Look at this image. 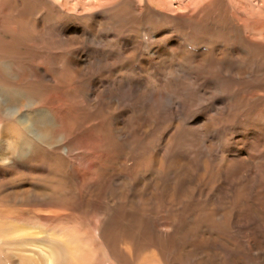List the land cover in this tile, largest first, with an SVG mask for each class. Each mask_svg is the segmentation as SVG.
<instances>
[{
    "label": "rangeland",
    "instance_id": "rangeland-1",
    "mask_svg": "<svg viewBox=\"0 0 264 264\" xmlns=\"http://www.w3.org/2000/svg\"><path fill=\"white\" fill-rule=\"evenodd\" d=\"M79 1L74 0L71 3V12H69L70 14L68 13L71 16V22L63 19L64 17L61 15V21L58 23V28L60 29L59 37L61 39L60 46H63L62 48L67 45L65 42L67 36L75 37L78 42L72 54L62 52L63 49H60V65L70 68L71 72L74 71L72 68H75L71 64L73 60L85 61L86 59L94 58L95 63H93L92 68L100 72L95 71L93 78L90 79V75H88L79 83L76 81L77 85L75 84L74 92L76 94L94 95L89 102V111L86 112L76 105L73 108L74 110H72L70 119L64 121V125H62L63 121L61 124L60 132H65L64 137L75 141L72 142L75 145V151L73 148V152L70 153L71 149L68 145V149L66 147L61 149L59 152L60 156L54 155L58 158V163L61 161L65 162L61 171L57 169L53 171L57 175L50 174V168L48 167V160H50L51 155L49 151L52 152V149L41 144L37 153L34 151L28 154V161H24L27 165L23 164L21 166L22 169L16 172L14 170L5 172L4 169H0V183L4 179L10 181L26 178L29 180L37 176L38 178L47 176L55 178V186L61 196H58V200L54 204L48 206V203L44 202L33 206H28V204L16 207L34 209L35 211L43 210L48 212V214L56 212L59 217L53 224L47 223L48 228L37 226V224L34 225L31 222L28 223L26 220L22 221L21 225L7 220H0L8 228L5 233L0 234V264H26V261L31 258L35 261L34 264H40L41 260L43 264H47V258L51 251L49 247H52L50 241H44L47 238L49 240L58 239L59 245L65 244V241L71 242V245L79 252L80 256V261L73 264H118L104 255L105 247L102 244L103 241L94 232L96 230L102 232L107 229L109 215L115 214L112 207H110L109 192L124 188L127 201L135 208L139 206L141 201H139L140 198L133 194L132 185L135 186L134 188H148L149 186L154 187L155 183H158V176L155 173H135L133 171V161L136 162L137 158H141L140 156H149L157 152L164 159L170 160L173 155L180 154L186 158L190 156V162L198 163V153L200 152L198 151V141L203 138L209 140L211 137L217 136L215 133H212L211 137L207 132L204 134L202 128L203 116L205 110L208 109L199 107L201 105L198 104L203 102L208 92L215 90L216 92L214 91L213 93L224 94V100L228 101L229 106L238 108L241 111L245 109V102L240 103L237 99L242 95V97L246 98L248 103L246 108L249 111L241 119L245 123L243 127L240 126L239 121H236L230 127L231 129L228 127L220 132V139L218 141L214 140L218 146L217 151L213 153L214 156L220 155L222 150L225 153H230V150H232L233 154L236 155L237 151L244 148L241 144L242 141L246 143L245 145H249L253 143V137L264 136V61L260 58V56H264V53L258 54L261 51L259 45L264 46V0H227L228 7L220 6L218 0H171L166 5H164V0H129V2H133V7L131 4H126L125 1L127 0H125L124 4L122 3L124 6L120 8L117 6V0H85L83 6L79 5ZM180 1L185 2L184 8ZM63 2L64 0H60L58 2V4L60 3L59 6ZM89 5L95 8L93 7L89 10ZM187 5L190 6L188 7ZM135 8L143 9L142 13L134 15ZM188 10L189 12H187ZM100 15L107 17V21L110 24H107L104 28L102 27V29L98 28V26L94 29L88 28L89 24L94 25ZM190 18L192 19L190 20ZM84 19L87 20L83 22ZM139 23L141 26L138 28ZM134 24L137 25L133 26ZM82 27H86L91 31L84 33L82 30L84 28ZM79 42H82V44ZM200 42L205 45L199 50L197 47H199L198 43ZM172 45L177 47L174 50L176 53L173 54L172 58L178 53H184L182 60L178 63L181 66L182 76H186L188 84L168 89L170 87L167 83L168 77L162 76L158 67L155 66L159 61L155 51L157 48H169ZM133 46L139 51L136 57H130L127 54L128 50L132 49ZM213 46L216 47V50L212 53L208 50L213 49ZM218 48L221 53L217 51ZM111 62H114V64H109ZM207 63L211 65V69ZM61 70L63 71V69ZM118 70L119 74L117 75ZM97 74L100 75L99 78ZM102 74L106 75V77L101 76ZM248 81H251V86ZM96 82L97 86H95ZM160 93H165V96H159L158 100L156 96ZM173 96H179L184 99L189 98V96L193 98L191 102L193 103V112L191 111L187 113L188 115L181 116L183 121L182 125L180 124V135L182 137H179L178 142L174 144L175 147L169 148L166 144L168 138L164 135L165 133L168 134L167 128L173 121L170 122V117H167L166 109H158V104L163 102V105L167 107L170 103L169 99ZM195 97L198 98L196 99ZM74 99L71 97L68 100L75 105ZM113 106H116L115 110H117L114 114L111 113ZM209 107H212V105ZM217 107L221 108V103L213 104L214 109H218ZM249 114H252V119L247 118ZM89 118L94 121L91 125H100L97 129L104 131V139L108 136L107 138L111 140L110 143L116 151L115 159L113 158L115 151L112 148L104 147L102 148L103 150L87 148V143L90 141H87L88 137L92 139V132L96 131L95 129H88ZM146 118L156 121L159 119L158 124L153 128L154 130L152 129L146 136L138 135L134 138L132 129L123 134H118L114 130L116 124L123 128L128 125L136 127L135 125L138 122H142ZM105 126L109 128L110 132L105 133ZM146 138L147 140L145 141ZM77 139H80L79 141L81 142H78ZM196 139L197 141H195ZM147 142L150 143V146L147 145ZM218 142H220V145ZM118 149L122 150H120L122 154H119ZM27 153L26 150L21 152V154H24V160H26ZM130 155L131 157H129ZM259 159L264 161V156ZM90 163L92 164V171L89 169ZM238 166L235 165L232 168L233 171L227 174V177L225 173L220 175L231 183L239 171ZM176 178L177 176L169 173V176L162 180L172 183L170 186H176V182H179L178 180L176 181ZM133 181L137 185H134ZM28 182L25 181V183ZM122 183L124 184L122 185ZM187 184L189 185V183ZM197 185L196 180H193L192 186ZM180 186H186V184H180ZM40 189L44 193H49L50 191L46 185L45 187H40ZM4 190V187H0V194ZM112 199L117 202L114 197ZM247 199L248 197L245 198L242 205L244 212L241 211L240 214H251L250 218H252L254 213L249 209L255 204L252 197L248 199L249 201ZM2 204H4L3 209L14 207L10 202ZM0 209H2L1 204ZM184 216L183 214L180 215V213L179 215H172L166 212H162L161 215H155L152 212L144 214L143 222L148 232L146 240L150 241L151 246L142 251L143 257L158 255L160 258L162 254L165 255L168 264H196V259L200 256H198L199 248H209L210 245L209 243L206 245L207 241L203 245H199L200 241H202L201 238H196L195 233L188 230L189 220ZM94 224L99 229L94 228ZM50 227H55V230H48ZM249 231L245 233L240 230H234L224 234L222 239L218 238L217 241L212 243L214 247H218V252L222 253L224 251L226 264H264V234L257 244L249 245L247 240L250 239L253 243H256L253 237L258 235L252 229H249ZM235 236L239 239L240 236H244L237 247L233 246ZM23 237L28 240L30 238L31 240L35 239L39 245L35 246L34 241L26 242L27 240L25 241ZM157 245L162 247L161 252L160 246ZM257 250H261L259 255H257ZM252 253L257 256L254 257V255H251ZM60 264L63 263L60 261Z\"/></svg>",
    "mask_w": 264,
    "mask_h": 264
},
{
    "label": "bare ground",
    "instance_id": "bare-ground-1",
    "mask_svg": "<svg viewBox=\"0 0 264 264\" xmlns=\"http://www.w3.org/2000/svg\"><path fill=\"white\" fill-rule=\"evenodd\" d=\"M59 1L0 0V169H4L5 172L9 170H14L16 172L17 170L22 169L21 166L23 164H26L24 161H28L29 159L28 154L34 151L37 153V151L40 149L41 144L52 149V152L49 151L51 155L49 158L50 160H48V167L50 168V174L52 173L54 175H57L56 173H53V171H55V169L61 171V168L65 165V162L61 161L58 163V158L54 155H59V152L62 148L66 147L68 149L69 146L71 149L69 151L70 153L73 152V148L75 151V145H73L74 143H72L75 141H72L70 138L64 137L65 132H60L62 121V125H64V121L70 119L72 110H74L73 108L76 105L80 106L81 109L86 112L89 111L88 106L90 99L92 100V98L94 97V95L92 94L81 95L74 92L76 81H78L77 83H79V81L85 79L86 77H88V75H90L89 78L91 79L95 75L94 73L100 72L99 70L92 68V65H94L93 63H95L94 58H89L85 61L73 60L71 64L73 67L75 66V68H72L74 69V71L71 72L70 68L64 66L62 67L60 65L59 51L63 46H60L61 39L59 37L60 29L58 28V23L61 21V15H63V19L71 22L72 19L71 16H69V12H71L70 7L71 3L74 0H64L61 5L62 8L61 6H59L60 3L58 4ZM84 1L85 0H80L78 2L79 5L83 6ZM117 1L118 8L124 6L123 2L125 0ZM170 1L171 0H164V5H166L167 3L169 4ZM130 2L129 0L125 1L126 4H131L134 7L133 2ZM218 2L220 3V6L228 7L227 0H218ZM180 4L183 8L185 7V2L180 1ZM187 6L189 7L190 5ZM93 7L94 6L89 5L88 9L91 10V8ZM142 10L135 8L134 15H136L137 13L141 14ZM187 12H189V10ZM66 13L69 14L67 15ZM191 19L192 18H190V20ZM86 20L87 19H84L83 22ZM107 24H110L107 21V17L100 15L95 21L94 25L89 24L88 28L94 29L96 26H98V28L102 29V27L104 28L105 26H107ZM135 25L137 24H134L133 26ZM140 26L141 24L139 23L137 27L139 28ZM90 29H87L85 27L82 30L84 31V33H86L87 31L90 32ZM65 42L67 45L65 48H62V52L64 51L72 54L73 50L76 48V44L78 43L77 40L73 36H67L65 38ZM79 43L82 44V42ZM179 44L181 45L180 41ZM202 45V42L198 43L199 47L197 48L200 50L202 47H204L205 44L203 46ZM259 48L261 49V51L258 54L264 53V46L259 45ZM176 49L177 47L175 45H172L169 48H157L155 51V55L158 56L159 60L156 63L157 65L155 64V66L158 67L162 76L164 75L165 77H168L167 83L168 85H170L168 89H174L175 86L180 87L183 84H188L186 76H182L180 68L181 66L178 63L182 60L184 53H178L174 58H172L173 54L176 53V51H174ZM213 49H209L208 51H211L213 53V51L216 50V47L213 46ZM103 51L106 52L105 49H103ZM217 51L221 53V50L219 48L217 49ZM74 53L76 54V52ZM138 53V49L134 48V46L127 52L130 57H136ZM260 58L264 61V56H260ZM109 64L113 65L114 62H111ZM209 66L211 69L210 64ZM61 69H63V71ZM118 74L119 70L117 71V75ZM97 76L98 78L100 77V75L98 74ZM101 76L106 77V75L104 74H102ZM95 86H97V82L95 83ZM213 92L206 93L207 97L203 99V102L198 101V105H201L199 107H205V109H208L205 110L202 121L204 134L205 132H207L211 137V134L215 133L217 134V136L211 137L209 140L203 138L202 140L198 141V151H200L198 153V163L195 162L194 164V162H190V156L186 158L185 156H182L180 154L173 155L170 160L164 159L157 152H155L154 154L152 153L149 156H140L141 158H137L136 162L133 161V171H135V173H155L158 176V183H155L154 187L149 186L148 188H134L135 186L132 185L133 194L137 198H140L139 201L141 202H139V206L135 208L131 203L127 201V195L124 188H121L118 191L111 190L109 192L110 195L107 193L110 200V207H112V210H114L115 214L109 215V223L107 229L102 232L98 230L94 232H96L97 236L102 239V244L105 247L104 255L107 256L109 260L115 261L118 264H168V260L166 259L165 255L161 254L160 258L158 257V255H153L151 257H143L142 255V251L145 248H149L151 246L150 241L146 240L148 237V232L146 229L147 227L143 222V216L144 214L151 212L155 215H161L162 212H166L172 215H179L180 213V215L183 214V216L185 215L187 217V219L189 220L188 230L194 232L196 238H201L202 240L200 241V243L198 241L199 245H203L204 243H206V241V245L208 243L210 245L209 248H199L198 256H200L197 257V259L194 256L197 261L196 264H226V256L224 254V251L220 253L218 252V247L216 248L212 245V243L217 241L218 238L222 239V236L224 234H228L230 232H233L234 230H240L248 233L250 232L249 229H252L255 231V234L257 233L258 235L253 237L256 243H253L250 239L247 240L249 245L257 244V242L263 237L264 161L263 159L260 160L259 158L264 156V136L253 137V143H250L249 145H245L246 143L242 141L241 144L245 149H240L239 151H237L236 155L233 154L232 150H230V153H225V151L222 150L220 155L214 156V151L216 152L218 149L216 141L214 140L218 141L220 139V132H222L223 129L232 127V125L236 121H239L241 124L240 126L243 127L245 123L241 119L249 111H247L248 108H246L248 107L246 98L242 97V95H240L237 101L240 103L245 102V109L243 111L238 108H231L228 104V101L224 100V94L219 95ZM159 96L163 97L165 96V93H160L156 96V99H158ZM71 97L75 98V105L74 103L72 104L69 102L68 99H70ZM169 100L170 103L169 105H167V107L163 105L162 102L158 104V109H166L165 111H167V117H170V122L173 121L167 128L168 134L165 133L164 135L166 138H168L166 141L167 146H169V148H173L175 147L174 144H176L182 137V135H180V124L183 121L181 116L188 115V112H193V103H191L193 101V98L189 96V98L184 99L179 96H173ZM215 103H221V108L217 107L218 109H214L213 104ZM210 105H212V107H209ZM115 108L116 106H113V110L111 111L112 114L117 111L115 110ZM251 116L252 114H249L247 118L252 119L253 117ZM158 120L159 119H157L156 121L150 118H146L144 121L138 122L135 125L136 127L128 125L126 128L120 127L116 124L114 126V130L118 134H123L129 129H132L131 131L135 136L134 138H136L138 135L146 136L152 131L155 125L158 124ZM93 122L94 121L91 118L88 119V123H90L89 125L86 122L89 130H96L92 132V139L88 137L87 141H90L87 143V148L95 150L109 147V149L112 148L115 151V148H113V145L110 143L111 140L107 138L108 136L104 139V131H100L97 129V127H99L100 125H91ZM104 128V130L106 131L105 133L110 132L107 126H105ZM71 135L73 136V134ZM79 140L78 142H81ZM146 140L147 138L145 139V141ZM195 141H197V139ZM220 142H218L219 145ZM147 145L150 146V143L147 142ZM25 150L28 152L26 160L23 159L24 154H21V152ZM120 150L121 149H118V152L119 154H122V152L120 153ZM115 153L116 151L113 153L114 159L116 157ZM129 157H131V155ZM91 165L92 164L90 163V171H92ZM235 165H239V171L230 183L220 174L225 173L227 177V174H230V172L233 171L232 168ZM169 173L177 176L176 181L178 180L179 182H176V186H170L172 183L170 184L169 182H164L162 180L163 178L166 179V177L169 176ZM44 178H46V180H44ZM193 180H196L198 184L197 186H192ZM25 181L29 182L25 183ZM55 183L56 179L50 176L43 178H38L37 176L32 177L29 180L26 178L16 180L14 179L10 181L4 179L0 183V187L5 188L4 192L0 194V204L2 206V209H0V220H7L20 225L22 221L26 220L28 223L31 222L34 225L37 224V226L45 227H47V223L53 224V222H56L55 220L59 217L56 212H50L48 214V212H44L43 210L35 211L34 209L18 208L19 206L21 207L28 204V206H33L34 204L37 205L38 203L42 204L44 202L48 203V206L54 204L58 200V196H61V194L57 190V187L55 186ZM124 183H122V185ZM133 183L134 185H137L135 181H133ZM187 183H189V185ZM177 184H179V186H177ZM180 184H186V186H180ZM45 185L47 188L49 187V193H44L40 189V187H45ZM111 196L114 197L117 202H115ZM246 197H248V199L252 197L255 204L249 209L254 213V216L252 218H250L251 214H240L241 211L244 212L242 209V205ZM6 202L12 203L14 207H11V209H3L4 204L2 203ZM94 225V228H97L96 224ZM54 228L55 227H50L48 230L53 231L55 230ZM7 229V226L2 224V222L0 221V234L5 233ZM243 238L244 236H240V239L238 237L236 238L235 236L233 246L237 247L241 240H243ZM25 241H34L35 246L39 245L38 241L35 239L31 240L30 238V240H28L27 238H25ZM44 241H50L52 244V247H49L51 251L47 258V264H60V261L63 264H73L80 261L79 252L75 248H73L71 242L65 241V244L59 245L58 239L56 238H54L53 240H49L47 238ZM221 249L223 250V248ZM161 250L162 247L160 246V252ZM260 253L261 250H257V255H259ZM251 255H254V253H252ZM257 255H254V257ZM34 263L35 261L32 260V258L26 261V264ZM40 264H43L42 260Z\"/></svg>",
    "mask_w": 264,
    "mask_h": 264
}]
</instances>
